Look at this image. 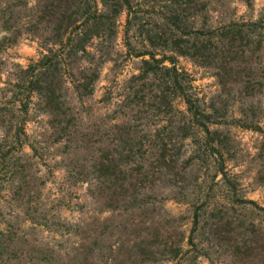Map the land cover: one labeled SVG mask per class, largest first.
<instances>
[{
  "label": "rangeland",
  "instance_id": "1",
  "mask_svg": "<svg viewBox=\"0 0 264 264\" xmlns=\"http://www.w3.org/2000/svg\"><path fill=\"white\" fill-rule=\"evenodd\" d=\"M0 264H264V0H0Z\"/></svg>",
  "mask_w": 264,
  "mask_h": 264
}]
</instances>
